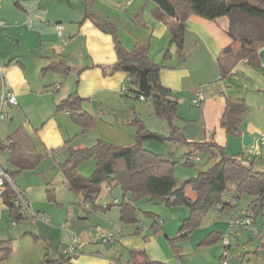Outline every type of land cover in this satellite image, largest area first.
Returning a JSON list of instances; mask_svg holds the SVG:
<instances>
[{
  "label": "crops",
  "instance_id": "1",
  "mask_svg": "<svg viewBox=\"0 0 264 264\" xmlns=\"http://www.w3.org/2000/svg\"><path fill=\"white\" fill-rule=\"evenodd\" d=\"M93 19L113 26L126 51L145 47L150 61L161 66L159 81L176 97L179 116L176 125L186 141L214 142L228 156L243 154L245 157L250 151L242 144V135L252 136L253 143L254 137L258 141L264 136V42L255 43L251 52L244 51L228 34L226 17L211 21L189 14L182 51L177 53L173 46L169 48L168 20L162 18L152 0H0V67L16 99L15 105L4 103L1 106L7 119L2 116L0 120V150L5 151V164L0 163V166L12 174L14 186L26 195L34 214L44 210V201L56 205L57 212L51 210L53 214L63 213V191L77 195V207L83 208L82 195L69 188L63 172L64 165L73 163L70 154L88 149L99 140L81 139L91 127V135L96 134L94 129L100 121L106 124L101 119L104 111L127 118L125 105L134 100L143 101L132 91L134 87L125 72L109 71L117 59L114 40L99 29ZM57 24L62 25L60 34ZM168 49L170 55L165 59ZM224 50L227 53H223ZM55 63H62L68 68L67 72L52 69ZM122 86L129 89L121 92ZM74 93L81 99L78 111L60 109L59 104ZM195 97L197 104L192 103ZM228 99L242 100L247 106L238 136L227 134L220 123ZM132 110L135 112L134 108ZM18 128L24 131L28 142L13 150L7 147V138ZM78 131H82L81 134ZM214 158L217 159V155L214 154ZM253 164L249 165L260 170ZM23 174L26 180L20 183L17 178ZM0 201L12 222L2 197ZM176 207L181 208L180 216L170 214L180 209ZM235 207L220 214L208 210L200 224L176 244L180 249L179 258L173 254L167 238L177 236L174 227L180 218L187 216L186 208L166 206L171 221L165 224L155 214L162 222L154 230L150 229L151 222L130 223L135 225L134 229L140 228L138 233L144 234L142 238H137L133 247L115 245L104 254L100 245L111 243L116 237L114 228L119 226L121 236L135 234V230L132 233L131 228L114 225L111 220L91 227L81 222L70 235L71 241L77 240L81 249L64 253V248L71 243L63 244V235H49L56 227L43 221H27L12 232L14 236L22 232L19 237H34L38 243L34 253L16 260L12 256L14 238H0L10 243V252L0 264H45L57 259L62 260L61 264H126L130 250H143L151 260L166 264H219L227 215L238 217L245 210L236 213ZM110 208L82 210L88 218L93 212ZM25 218L12 222L13 226ZM59 223L63 225V218ZM98 226L101 227L99 233ZM244 230L237 228L230 236L239 241ZM106 232H111L112 237L105 242ZM260 241L259 247H263L264 242ZM231 244L229 237L227 264H264V255L257 247L244 246L241 251L237 246V251H233Z\"/></svg>",
  "mask_w": 264,
  "mask_h": 264
},
{
  "label": "trees",
  "instance_id": "2",
  "mask_svg": "<svg viewBox=\"0 0 264 264\" xmlns=\"http://www.w3.org/2000/svg\"><path fill=\"white\" fill-rule=\"evenodd\" d=\"M152 1L162 18L169 22H167L171 32L169 48L173 46L177 53L182 51L186 20L191 13L211 21L226 17L229 20L228 34L237 40L241 49L246 52H251L255 43L264 42V27H259L260 24H264V0ZM93 22L99 29L110 34L114 40L117 59L109 71L125 72L130 78V85L135 89L132 91L136 97H142V100L148 101L155 115L168 122L167 140L183 144L188 148V153L182 157L196 156V152L203 151L209 155H217V159L208 169L198 172L195 177L178 185L172 175V162L142 147L144 138L161 140V136L145 131L140 123L135 121L138 130L132 144L116 146L99 139L92 147L70 154L72 161L77 156L95 158V166L89 178L77 172L74 161L72 165L63 167L69 188L82 195L83 209L85 205L89 206L87 211L105 210L116 205L119 208V219L122 223L137 224L136 208L133 205L137 198H145L167 207L186 208L188 213L177 230V236L167 238L173 254L178 258L180 249L176 244L184 240L200 224L208 210L213 209L219 214L228 212L236 206L237 200L245 193L251 199L243 215L254 220L264 210V171L246 165L243 161L245 160L243 154L226 155L223 149L214 142L186 141L181 130L172 124L177 115L178 102L175 95L159 81L161 66L150 61L145 47L139 46L131 52L126 51L119 42L114 27L110 24L97 19H93ZM226 51L224 50L223 53H227ZM169 55L168 49L164 55L165 59ZM51 68L63 72L68 70L66 66H62V63L52 64ZM141 71L146 72L149 85V92L144 94L138 89L139 72ZM80 101L81 99L74 93L63 100L59 108L76 113L80 107ZM246 114L247 106L244 101L228 99L225 113L220 121L221 126L227 134L238 136L241 134L240 125ZM26 142L28 140L24 131L18 128L7 138V147L17 150ZM9 175L13 179L12 174L9 173ZM103 183L119 186L129 196L128 200L114 201L105 206L97 205L96 198ZM187 187L191 189L193 196L186 194ZM0 197L9 209L13 223L25 217L20 214L19 206L15 204V189L12 185H7ZM142 213L151 218L150 229L152 230L162 222L155 216V213ZM139 229H135V232L138 233ZM9 252L10 243L0 241V261L5 259ZM128 256L129 260L126 264H166L151 260L143 250H130ZM61 262L62 260L57 259L45 264H61Z\"/></svg>",
  "mask_w": 264,
  "mask_h": 264
},
{
  "label": "rangeland",
  "instance_id": "3",
  "mask_svg": "<svg viewBox=\"0 0 264 264\" xmlns=\"http://www.w3.org/2000/svg\"><path fill=\"white\" fill-rule=\"evenodd\" d=\"M259 27H264V24H260ZM134 100V99H133ZM138 104V105H137ZM128 116L127 118H119L114 116L112 112H106L101 116V119L106 121V124L102 123L100 121V125H96L94 132L96 134L91 135V128L89 131L85 134V137L81 140L87 141L93 139H101L105 142L111 143L116 146H126L129 144H132L134 141V136L138 130V126L135 121H138L140 125L144 128L147 132L155 133L159 136H161V140L155 139V138H144L142 141V147L152 152L156 155H159V157L168 160L172 162V175L175 178L178 185H181L184 181L187 179L195 177L198 172L204 171L208 169L215 161L214 155H209L202 152H196V156L198 158L197 162L195 163H187L183 164L180 162L181 157L188 153V148L184 146L183 144L175 143L172 141L167 140L169 126L168 122L165 119H161L157 117L152 109L151 104L148 101H138L134 100L133 103H130L129 105H125ZM132 108L135 109V112H133ZM130 112V113H129ZM1 115L3 118L5 117V120L7 119L5 111L3 110ZM23 116V115H22ZM19 117V116H18ZM178 115H176V118L173 119L172 124L176 127V120L178 119ZM66 118V117H65ZM70 120V118H69ZM71 121V120H70ZM72 123V121H71ZM82 131H78L79 134H81ZM74 136V134H72ZM132 135V136H131ZM255 142L248 147L249 153L245 154L244 157L245 160L244 163L247 165L254 163L253 166L255 168L260 169L261 171H264V145L259 144V140L257 137H254ZM5 151L2 149L0 150V163L2 165L5 164L4 161ZM74 164L76 166V170L84 177L89 178L91 176V173L94 169L95 165V159L94 158H82L81 156H77L73 158ZM26 174V173H25ZM25 174L21 175L20 178H17L20 183H24L26 178ZM12 179V178H11ZM13 182V179H12ZM14 184V182H13ZM16 189H18L17 186H15ZM186 193L193 195V192L190 188H186ZM129 196L125 194L122 189L119 186H111L106 183L101 184L100 186V193L98 195V198L96 200L97 205L99 206H105L106 203H112L115 199H118V202L127 201ZM251 197L247 194H242L240 198L237 200V205L235 209L237 210L236 213H240L242 209H245L247 203L250 201ZM78 202V196L73 194L72 192L63 191V213H55L56 211V205L49 201H44L42 206L44 207V210L40 209L39 212H35L36 216H45L41 214L42 212L46 215L50 216L52 218L46 217V222L43 221L44 224L50 225L52 228L56 227V231H50L51 233L49 235L53 237L61 236L63 235V244H69L72 243L70 239V235H72V231L74 230L75 226H78L82 224L81 222L87 224L88 227L94 226L95 224H101L103 225L105 221L111 220L114 225H122L125 226V228H131L132 233L134 232L135 225H131L130 223L128 225H124L125 223H122L119 219L118 215V208L116 206H110L111 208L107 211H97L89 214V217H85V213L83 212V208L80 209L77 207ZM115 204V203H114ZM134 207L136 208L135 216L138 218V223H146L151 221V218L147 215H143L142 212H151L157 214L162 220L163 223H168L172 220V216L170 214L173 213V215L180 216L181 208L175 209L173 212L169 214V211H166V206L164 204H156L153 201H150L145 198H137L133 202ZM31 206V203H30ZM46 209V210H45ZM52 210V212H51ZM185 214L187 215L188 210L184 209ZM33 212V211H32ZM77 213V217L75 216ZM176 213V214H175ZM63 218V225H60L59 221H61ZM183 218H180L178 222L176 223V226L174 227V233L178 230ZM38 222L37 218L32 217L31 215L27 216L24 220L21 221L20 224H17L16 227H14L13 223L11 222L10 218L8 217V211L6 207L1 203L0 201V238L1 239H8V238H14L12 241V247L13 252L12 256L16 260H20L23 257H25L27 254H32L35 251V246L37 243V240L32 236H21L22 232L19 234V236H14L12 230L19 229L20 227H23L26 225V222ZM41 222V221H40ZM252 224L255 226L258 234H253L251 232V229L244 230L245 233H243L239 237V241H236V239H232L233 236H229L231 240V247L233 251H237L235 248L237 246H240L244 250V246L246 247H253L256 248L261 253V255H264V246L259 247V243L264 242V210L261 214L257 215L254 220H252ZM174 223H172V226ZM131 226V227H130ZM119 227V226H118ZM118 227L114 228V234L115 238L110 242H107L105 245H100L101 250L103 251V254L106 252H110L113 250L112 247L115 245H125L129 244L132 247L135 244V241L137 238L141 239L140 233L130 234L121 236ZM168 227H171L168 225ZM35 226H33V229L35 230ZM23 231V230H22ZM253 234V235H252ZM174 236V235H173ZM172 237V236H171ZM62 238V237H61ZM78 242L77 240H75ZM141 240H138L140 242ZM240 243L237 245V243ZM104 244V243H103ZM250 245V246H249ZM230 250V249H229ZM222 252V247H221ZM109 255V254H106ZM229 257V255H228ZM227 257V258H228Z\"/></svg>",
  "mask_w": 264,
  "mask_h": 264
},
{
  "label": "built area",
  "instance_id": "4",
  "mask_svg": "<svg viewBox=\"0 0 264 264\" xmlns=\"http://www.w3.org/2000/svg\"><path fill=\"white\" fill-rule=\"evenodd\" d=\"M56 29H57V33L60 34L62 31V25H56ZM128 82L130 83V78L128 77ZM128 86H122L121 87V92H126L128 90ZM140 99H142V97H140ZM7 103L9 105H15L16 104V99L15 96L5 78L4 72L2 70V68L0 67V120L2 119V115H1V106ZM193 104H197V97H195L192 100ZM68 114V112H66ZM259 144L260 145H264V136L259 138ZM181 163L186 164V163H195L197 162V157L194 155H190V156H184L181 158L180 160ZM7 185H12L15 189V204H17L19 206V212L21 215L27 217L28 215L37 218V220L39 221H44L46 222V217L45 216H36L34 214V212L31 211V207H30V203L28 198L26 197V195L21 192L18 191L13 182L12 179L9 175V173L4 170L1 166H0V196L2 195L4 189L6 188ZM84 208L86 210H88L89 206L85 205ZM227 229L226 231L222 234V238H221V245H222V253H221V258L219 260V264H227V257H228V248H229V236L232 234V232L237 229V228H241V229H251V232L253 234H257V230L256 228L253 226L252 224V220L244 215L235 217L232 216L231 214L227 215ZM97 232L99 233L101 231V227H96ZM112 237V233L111 232H106L103 235V241H109ZM81 249V245L77 244L75 242V240H72V243L70 244V246H68V248H64L63 252L64 253H72L75 250H80Z\"/></svg>",
  "mask_w": 264,
  "mask_h": 264
},
{
  "label": "water",
  "instance_id": "5",
  "mask_svg": "<svg viewBox=\"0 0 264 264\" xmlns=\"http://www.w3.org/2000/svg\"><path fill=\"white\" fill-rule=\"evenodd\" d=\"M138 89L143 94L149 92V85H148L147 80H146V72L145 71L139 72ZM242 144L245 147L251 146L253 144V137L248 135V134H243L242 135Z\"/></svg>",
  "mask_w": 264,
  "mask_h": 264
}]
</instances>
